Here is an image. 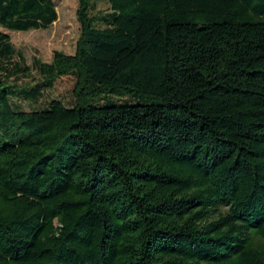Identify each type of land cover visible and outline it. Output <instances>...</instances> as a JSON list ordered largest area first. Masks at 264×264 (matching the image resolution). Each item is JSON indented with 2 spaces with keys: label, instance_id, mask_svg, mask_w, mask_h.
<instances>
[{
  "label": "trees",
  "instance_id": "16d2710c",
  "mask_svg": "<svg viewBox=\"0 0 264 264\" xmlns=\"http://www.w3.org/2000/svg\"><path fill=\"white\" fill-rule=\"evenodd\" d=\"M107 1L29 87L57 4L0 0V264H264V0Z\"/></svg>",
  "mask_w": 264,
  "mask_h": 264
},
{
  "label": "rangeland",
  "instance_id": "374dc122",
  "mask_svg": "<svg viewBox=\"0 0 264 264\" xmlns=\"http://www.w3.org/2000/svg\"><path fill=\"white\" fill-rule=\"evenodd\" d=\"M58 9V19L46 29H31L28 31H9L16 49L25 58L24 64L30 67L27 73L17 72L9 78V81L23 86H32L39 79V74L33 68V59L38 57L45 62H51L55 51L67 54L75 52L77 42L81 34V23L77 14L78 0H55ZM110 4L107 0H97L96 10L109 11ZM14 61H20L21 57L15 55ZM74 78L65 75L57 80L55 86L46 91L40 101L31 103L30 100L16 99L24 108L40 106L47 99L57 97L71 103L73 100Z\"/></svg>",
  "mask_w": 264,
  "mask_h": 264
}]
</instances>
